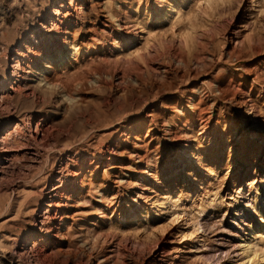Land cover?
Listing matches in <instances>:
<instances>
[{"label":"rangeland","instance_id":"374dc122","mask_svg":"<svg viewBox=\"0 0 264 264\" xmlns=\"http://www.w3.org/2000/svg\"><path fill=\"white\" fill-rule=\"evenodd\" d=\"M160 1L87 2L70 42L74 37L84 40L104 23L112 24L116 33L120 22L125 39L89 56L90 67L80 69V79L59 73L65 89L42 86L41 69L36 72L35 64H27L24 84L29 95L24 88L11 92L8 102L14 109H0V124L11 121L9 129L31 113L37 120L46 113L48 138L57 146L48 158L68 147L67 158L85 165V191L90 180L115 190L117 181H123L118 189L122 202L110 200L111 219L103 223L109 235L97 243L99 254L81 245L71 251L68 239L43 264H105L100 262L103 256L107 264H171L175 250L178 264H264V0H175L179 11L167 7L166 17L159 16ZM17 18L9 23L11 28ZM18 33L9 31L5 43ZM129 36L137 39L128 43ZM53 54L57 60L62 55L58 49ZM192 54L210 61L205 70L183 67ZM7 63L12 66L0 54V76L7 66L11 73ZM158 64L166 67L165 79L147 78V65ZM221 80L230 86L224 99L207 91L200 103L204 111L189 113L193 88ZM245 117L247 125L241 127ZM187 141L189 152L198 151L201 160L179 179L166 176L175 152ZM101 149L115 159L106 171L91 163ZM134 151L152 156L151 176L140 174L146 160L133 157ZM23 163L13 165L16 179L34 168H27L28 160V166ZM5 165L12 167L10 161ZM7 179L11 187L14 179ZM69 215L67 222H72L73 212ZM7 225L1 218L0 236ZM30 227L27 222L12 229L21 233ZM65 233L62 227L60 234ZM248 239L255 254L242 246ZM8 246L11 252L18 250L13 241Z\"/></svg>","mask_w":264,"mask_h":264},{"label":"bare ground","instance_id":"6f19581e","mask_svg":"<svg viewBox=\"0 0 264 264\" xmlns=\"http://www.w3.org/2000/svg\"><path fill=\"white\" fill-rule=\"evenodd\" d=\"M89 1L0 0V54L5 55L12 62V66L7 63L10 69L12 68L11 73H9L7 66L4 75L0 76V109L7 110L9 113L10 110L14 109L13 102H8L11 92H21L24 88L25 94L30 93V89L24 84L28 80V71L25 69L27 64V68H31L32 65L29 64H35L36 72L41 69L38 73L40 75L38 83L42 86L65 89L64 84L60 83V74H64L69 80L80 79L84 75L83 71L80 73V69L85 71L90 67L89 56L98 54L100 50L110 49L111 45L116 47L118 39H125L127 35L123 32V26L119 21L116 33H113L115 30L112 24L104 23L100 31L94 30L90 32L88 37L85 34V39L82 41L76 37L71 42L68 40L71 32L75 30L76 24L81 21L79 19L81 13L83 12L84 15V5ZM173 1L175 0L160 1L162 8L159 9V16L164 15L167 7L176 9L178 5L177 3L172 4ZM109 4V1L106 2V6ZM176 10L179 11V9ZM19 16L20 18L16 19V24L14 23L15 25L13 24L11 28L9 23L13 18ZM15 29L19 31L18 35L5 43L4 39L8 38L9 31L12 32ZM136 39L137 36L134 38L129 36L127 42H134ZM25 49H27L28 54ZM45 49H48L47 55ZM55 49L62 53L58 60L53 58ZM28 55L31 56L28 57ZM191 56L192 58L188 57L182 61L183 67L187 70L191 68L205 70L207 68L210 61L205 60L202 56L194 54ZM165 68L161 64L156 67L147 65L145 76L164 80ZM207 91L224 99L230 91V86L225 87L222 80L216 83L206 81L202 85H197L192 90L193 96L188 101L190 104L186 106L190 110L189 113L198 116L204 111L200 103L203 98L207 97ZM70 97L68 96L67 99L72 100ZM40 98L41 95L37 94L36 99ZM252 107L253 103L251 104ZM38 120L37 114L31 113L16 120L14 127L10 129L11 121L6 122V126L0 124V187H3L2 191L0 189V219H6L10 226L7 225L9 228H6L8 230H5V235L0 236V264H3L1 263L3 259H6L4 264H43L46 259L54 256L56 248H63L65 240L68 239L69 244L66 248L71 251H77L76 249L81 245L86 247L89 252L99 254L97 253V243L102 240L107 241V235H109L108 230L103 229L105 226L103 223H108L111 219L108 215L109 205L113 204L111 203L112 200L118 198L122 202L118 189L123 181H117L116 190L109 186L95 185L92 180L89 182L91 184V186L88 185L90 186L89 189L87 191L83 189L84 181L82 179L85 174V165L79 164L71 157L67 158L68 153L66 154L65 151L68 150V147L59 149L56 152L59 156L54 153V156H51L53 159L50 160L48 153L57 146H54L48 138L49 118L46 113H43L41 119ZM246 123L247 117L242 120L241 127L246 126ZM33 125H35V129H33ZM262 143L264 145V140ZM189 144L187 141L180 150L175 152L177 159H174L171 169H166V176L179 179L184 171H191L194 164L201 160L198 151L189 152ZM110 152L107 149H101L99 153L94 155V160L91 163L97 164V168L99 164L103 165L106 171L111 168L109 164L115 161V159L107 157V155H112ZM131 155L142 162L144 159L146 160L147 167L143 168L140 174L151 176L150 160L152 156H145L136 151ZM27 160L30 166L25 163ZM9 161L12 165V167L8 166L10 169L5 165ZM20 162H24L28 166L27 168L32 166L34 168L32 167L33 169L30 171L27 170L28 172L24 173V176L21 173L22 177L16 179L15 174L18 170L16 171L13 165ZM47 168L51 169V174L46 172ZM8 175L12 179L15 177V183L11 187H9L10 184L7 186ZM147 184H144L145 190ZM71 211L73 212L72 222H67ZM27 222L31 223L29 229L23 230L21 233H14L12 229L14 226L19 225V223L27 224ZM62 227L66 230L65 235L60 234ZM11 241L17 245L18 250L16 252L9 251L10 246L8 245ZM242 246L255 254L254 244L250 239ZM246 255L248 254L246 253ZM107 258V256H103L100 262L107 264ZM174 258L175 262L177 259L178 261L171 264H178L181 258H179L176 250L174 251ZM152 263L156 264L155 261Z\"/></svg>","mask_w":264,"mask_h":264}]
</instances>
